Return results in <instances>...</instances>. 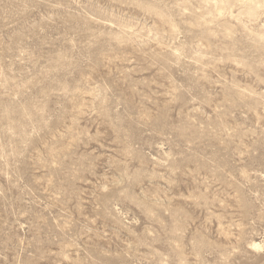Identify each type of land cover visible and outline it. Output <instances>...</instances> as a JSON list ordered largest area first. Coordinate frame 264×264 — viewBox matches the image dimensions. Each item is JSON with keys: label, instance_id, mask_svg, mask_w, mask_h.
Segmentation results:
<instances>
[{"label": "rangeland", "instance_id": "374dc122", "mask_svg": "<svg viewBox=\"0 0 264 264\" xmlns=\"http://www.w3.org/2000/svg\"><path fill=\"white\" fill-rule=\"evenodd\" d=\"M0 264H264V0H0Z\"/></svg>", "mask_w": 264, "mask_h": 264}]
</instances>
